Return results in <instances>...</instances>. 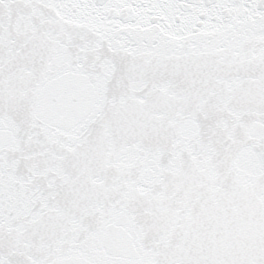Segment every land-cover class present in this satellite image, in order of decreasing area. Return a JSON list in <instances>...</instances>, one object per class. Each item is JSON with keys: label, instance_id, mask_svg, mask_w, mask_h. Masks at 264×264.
I'll list each match as a JSON object with an SVG mask.
<instances>
[{"label": "snow or ice", "instance_id": "obj_1", "mask_svg": "<svg viewBox=\"0 0 264 264\" xmlns=\"http://www.w3.org/2000/svg\"><path fill=\"white\" fill-rule=\"evenodd\" d=\"M0 264H264V0H0Z\"/></svg>", "mask_w": 264, "mask_h": 264}]
</instances>
